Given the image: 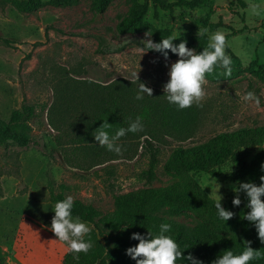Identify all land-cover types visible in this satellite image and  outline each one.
<instances>
[{"label":"rangeland","instance_id":"rangeland-1","mask_svg":"<svg viewBox=\"0 0 264 264\" xmlns=\"http://www.w3.org/2000/svg\"><path fill=\"white\" fill-rule=\"evenodd\" d=\"M20 1L0 0V117L8 120L22 106L34 112L28 121V147L0 145V248L6 264H58L91 227L52 204L50 188L105 214L114 209L115 195L149 187L140 175L148 169L153 150L143 138L117 141L111 152L80 143L85 124L96 112L83 103L89 99L86 94L124 80L145 95L168 96L198 108L191 138L181 141L186 134L181 133L154 140V188L176 180L164 169L173 148L202 143L219 132L264 125V0H206L197 8L174 7L171 12L150 6L148 23L170 29L174 38L204 33L214 45L228 36L225 46L246 70L238 80L218 83L190 71V48L165 58L151 50L148 32L118 35L116 24L134 0H114L101 14L91 10L90 0L70 7L41 0L46 5L32 13L18 12ZM223 54L221 49L220 59ZM194 179L223 206L254 190L249 180L221 182L203 173ZM258 189L264 196V183L258 182ZM160 214L195 222L189 214L172 215L166 208ZM228 216L240 223L244 211H229Z\"/></svg>","mask_w":264,"mask_h":264},{"label":"trees","instance_id":"trees-1","mask_svg":"<svg viewBox=\"0 0 264 264\" xmlns=\"http://www.w3.org/2000/svg\"><path fill=\"white\" fill-rule=\"evenodd\" d=\"M112 1L90 0V8L101 14ZM78 2L50 0L48 4L70 7ZM205 2L134 0L115 29L118 35L148 32L151 50L161 57L175 58L181 48L192 49L189 69L208 82L238 80L246 69L225 46L228 36L214 45L204 33L174 38L170 29L153 27L147 21L150 6L171 12L174 7L194 9ZM45 5L41 0H23L16 9L32 13ZM221 49L224 54L220 59ZM250 71L262 79L258 71ZM102 87L101 92L86 94L89 99L83 100L96 112L85 124L80 143L93 147L90 148L93 151L101 145L111 152L117 141L143 138L153 150L148 169L140 175L149 187L115 195L114 209L105 214L91 204L54 194L50 188L52 204L62 208L68 217L91 225L58 264H264V196L258 189V182L264 183V125L219 132L202 143L173 148L164 169L172 172L176 180L154 188L158 162L154 140L181 133H186L181 141L191 138L200 116L198 108L168 96L145 95L124 80ZM33 113V107L22 106L8 120L0 117V145L28 147L31 143L28 121ZM202 173L221 182L249 180L254 190L223 206L194 179L195 174ZM164 208L172 215L189 214L195 222L185 224L167 218L160 214ZM239 209H243L244 218L237 223L228 213ZM6 256L0 248V264H6Z\"/></svg>","mask_w":264,"mask_h":264}]
</instances>
